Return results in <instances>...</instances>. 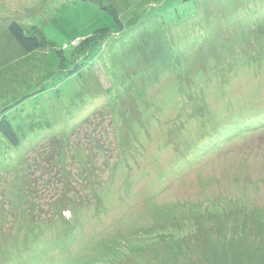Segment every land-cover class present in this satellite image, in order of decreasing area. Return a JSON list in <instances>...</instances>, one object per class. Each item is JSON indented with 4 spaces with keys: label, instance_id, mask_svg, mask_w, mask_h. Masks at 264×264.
I'll use <instances>...</instances> for the list:
<instances>
[{
    "label": "rangeland",
    "instance_id": "obj_1",
    "mask_svg": "<svg viewBox=\"0 0 264 264\" xmlns=\"http://www.w3.org/2000/svg\"><path fill=\"white\" fill-rule=\"evenodd\" d=\"M262 22L264 0H0V264H264Z\"/></svg>",
    "mask_w": 264,
    "mask_h": 264
},
{
    "label": "trees",
    "instance_id": "obj_2",
    "mask_svg": "<svg viewBox=\"0 0 264 264\" xmlns=\"http://www.w3.org/2000/svg\"><path fill=\"white\" fill-rule=\"evenodd\" d=\"M110 14L114 16V20L117 21V18L115 16V12L113 10H108ZM118 22V21H117ZM264 28V22L262 24L257 26H252L251 28ZM7 30L9 34L12 36V38L19 44L23 52L30 53L33 50L39 48L43 45L42 40H40L37 36H31L25 33L24 29L17 23V22H11L7 25ZM261 36H264V31ZM253 36V35H252ZM251 39L250 31L249 35L246 37H243L242 39H237L236 45L231 48H239L244 47L246 43ZM241 44V46L239 45ZM135 90L132 92L131 95H133ZM100 112L97 110L90 116L86 117L79 127L75 129L67 138H58L57 136H52L49 139L45 140V144L43 145V148L46 152H41V154H44L46 156L45 165L43 166L44 169L48 170L50 166L52 165V158L57 155H59L61 152L69 150L70 148L77 149V144L79 142V150L84 149L87 147V145L91 146V144L95 141V130L97 129V120H100V116L98 115ZM105 113L107 111L105 110ZM93 127L90 131L89 128ZM79 130V135L77 134ZM88 131V132H86ZM0 134L8 140L13 146H17L19 144V139L17 137L16 132L13 130L11 124L6 119L5 115H3L0 118ZM78 136L79 138H76L75 140H72V136ZM86 144V145H84ZM84 145V146H83ZM55 160V158H54ZM56 163V161H55ZM57 164V163H56ZM24 167L28 166L27 159L24 158L23 161ZM21 171V170H20ZM7 181L11 180V175L6 174ZM30 179L32 177L28 175ZM5 178V176H0V180ZM14 178V176H13ZM12 178V180H13ZM35 182L33 180L29 181V186L25 184V187L28 189V191L31 193L35 192L34 189ZM16 192L15 190L12 192H6V195H14ZM85 207V206H83ZM40 219V217H39Z\"/></svg>",
    "mask_w": 264,
    "mask_h": 264
}]
</instances>
